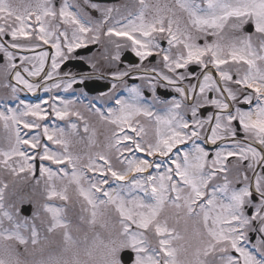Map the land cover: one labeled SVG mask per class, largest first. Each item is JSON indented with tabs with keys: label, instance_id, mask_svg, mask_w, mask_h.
Returning <instances> with one entry per match:
<instances>
[{
	"label": "snow or ice",
	"instance_id": "6c2138e0",
	"mask_svg": "<svg viewBox=\"0 0 264 264\" xmlns=\"http://www.w3.org/2000/svg\"><path fill=\"white\" fill-rule=\"evenodd\" d=\"M0 59V264H264V0H0Z\"/></svg>",
	"mask_w": 264,
	"mask_h": 264
},
{
	"label": "flooded vegetation",
	"instance_id": "af4514ba",
	"mask_svg": "<svg viewBox=\"0 0 264 264\" xmlns=\"http://www.w3.org/2000/svg\"><path fill=\"white\" fill-rule=\"evenodd\" d=\"M90 46H92V45H90ZM45 49H46V46H45ZM45 49H40V50H45ZM40 50H38V51H40ZM80 50L81 49L77 50V53L76 54L77 55H80V56H83L85 59L84 60H71V61H68L65 65L62 66V68H61V71L62 72H68V71H70V72H72L73 74H76V75H79V74H82V73L86 74V73L91 72V68H90V66L88 65V63L86 61H87L88 58H90V57H92L94 55H98L99 54V51H102V50H99L98 49V46H96V45L87 54H80ZM150 59L153 62L155 61V57L150 58ZM0 62H2V59H0ZM126 65H128V64L127 63H123V62L121 63V67H124ZM193 66L195 67V69H194V71H192V73L198 74L199 73V68L196 65H193ZM189 72H191V71H189ZM96 80L97 79H92V80H87V81H96ZM97 81L108 84L107 81H103V80H97ZM129 83H133V81H129ZM135 83H139V81H135ZM83 85H75L74 86V88H76V90H77L76 91V95L77 96L80 95V89H83V91L85 93H87L85 91ZM99 87H103V85H100ZM121 94L126 95V92H124L123 90H121ZM59 95L72 98L71 92H69V93L60 92ZM99 95H100V93H95V94H88L87 93V96H88L89 99L94 98V97H97ZM158 95L160 96L161 99H170L171 97L176 96L177 94L174 93V92H171V91H165L164 89H159L158 90ZM20 97L22 99H25L29 103H34V102H37L41 97L47 98V94H45L43 92H38L36 94L21 92L20 93ZM85 102H87V101H85ZM242 107H245L246 108L247 106L246 105H242ZM210 111H211L210 108H205V109H202L201 110L202 114L205 115V116ZM210 146H211L210 147L211 148L210 151H211L215 146H213V145H210ZM249 175H251V174H249ZM257 235H258L257 233H250L249 234L250 243H255V240H256Z\"/></svg>",
	"mask_w": 264,
	"mask_h": 264
},
{
	"label": "water",
	"instance_id": "95a60500",
	"mask_svg": "<svg viewBox=\"0 0 264 264\" xmlns=\"http://www.w3.org/2000/svg\"><path fill=\"white\" fill-rule=\"evenodd\" d=\"M94 1H96V2H114V1H117V0H94ZM88 50L89 49H84V50H82L80 52L81 53H86V52H88ZM122 59L125 60V61H128L130 63L135 62V59L128 52H126L124 54V56L122 57ZM94 84H95L94 82H88V83H86L85 88H86L87 92L93 93V92L97 91V90L92 89L93 86H94ZM102 90H104V88H102ZM131 256H132V253H130V252H126V253L123 254V257H124V259L126 261H129L130 258H131Z\"/></svg>",
	"mask_w": 264,
	"mask_h": 264
},
{
	"label": "rangeland",
	"instance_id": "374dc122",
	"mask_svg": "<svg viewBox=\"0 0 264 264\" xmlns=\"http://www.w3.org/2000/svg\"><path fill=\"white\" fill-rule=\"evenodd\" d=\"M125 3V0H122V2L118 3V4H99L101 7H106V6H115V5H120V4H123ZM93 15H96L98 16L99 14L98 13H93ZM38 168H39V164L37 166V175L39 174L38 173ZM7 179V178H6Z\"/></svg>",
	"mask_w": 264,
	"mask_h": 264
}]
</instances>
